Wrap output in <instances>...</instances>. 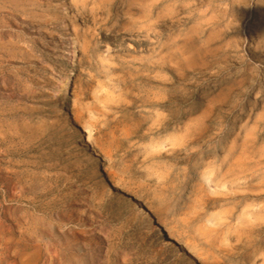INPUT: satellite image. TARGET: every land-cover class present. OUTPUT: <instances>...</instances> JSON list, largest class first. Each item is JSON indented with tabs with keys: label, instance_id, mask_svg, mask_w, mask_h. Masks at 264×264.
<instances>
[{
	"label": "rangeland",
	"instance_id": "1",
	"mask_svg": "<svg viewBox=\"0 0 264 264\" xmlns=\"http://www.w3.org/2000/svg\"><path fill=\"white\" fill-rule=\"evenodd\" d=\"M0 264H264V0H0Z\"/></svg>",
	"mask_w": 264,
	"mask_h": 264
},
{
	"label": "bare ground",
	"instance_id": "2",
	"mask_svg": "<svg viewBox=\"0 0 264 264\" xmlns=\"http://www.w3.org/2000/svg\"><path fill=\"white\" fill-rule=\"evenodd\" d=\"M74 121V120H73ZM73 138H75L78 142H81L83 140L84 136L83 133L78 129L76 125H74L73 130L71 131ZM86 140V139H85ZM89 143V142H88ZM97 162V161H96ZM95 170V176L103 180V174L101 172L100 167L94 162V160L90 161L89 163ZM100 165V164H99ZM108 181V180H107ZM116 184L111 183L112 187H115ZM137 202L139 200L136 198L135 199ZM140 206V205H139ZM139 215L141 216L144 225L150 229L151 231L157 233L159 236H163L167 239L168 244L174 246L175 243V238L174 236L160 223H158L156 220H154L153 216L150 214V212L141 205L139 209ZM145 227V228H146Z\"/></svg>",
	"mask_w": 264,
	"mask_h": 264
}]
</instances>
